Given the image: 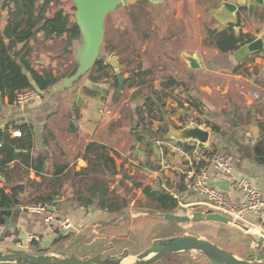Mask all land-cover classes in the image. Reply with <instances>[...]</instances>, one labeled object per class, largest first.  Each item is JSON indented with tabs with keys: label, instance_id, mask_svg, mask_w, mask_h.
<instances>
[{
	"label": "crops",
	"instance_id": "0c3cea01",
	"mask_svg": "<svg viewBox=\"0 0 264 264\" xmlns=\"http://www.w3.org/2000/svg\"><path fill=\"white\" fill-rule=\"evenodd\" d=\"M212 1V4L220 2L221 5L208 7L197 0H180L177 5L169 3L171 14L169 21L175 24V21L181 20V13H185L183 14L185 21L183 26H179V34L168 35L169 39L163 40L162 50L161 45H154L153 49L136 52L143 69H151L149 65H155L160 60H163V66L168 69V72L160 74V77L156 75L158 77L154 82L156 89H159L161 78L166 75H173L188 87V91L176 89L173 99L165 100L162 110L163 123L152 121L154 131L158 125L167 126L164 134L154 136L155 146L150 149L157 155L156 167H150L149 161L153 160L150 154L144 151V143L135 142L130 134V128L135 125L138 118L133 112L141 105L143 99L136 94L135 89L118 91L129 95V100L136 107L133 112L123 109L122 106L114 111L105 97L108 88L102 85L108 81L92 83L84 80L80 87L54 92L56 86L75 64V41H72V46L66 51L65 34L61 38L45 41H42V35H39L37 41L31 40L26 46L19 44L13 48L12 52H19L20 55L28 51L26 58L36 71H48L54 77L62 76V79L50 89V92H44L39 101L24 108L9 104L7 97L0 96V130L9 125L11 138H19L21 134L15 137L13 133H22V130L15 126H27L32 144L31 149L21 150L26 156V165L17 160L5 169H0V187L7 193H10L12 188L22 189L18 195L20 202L18 206L0 210V244L10 249L11 253L67 256L74 250L79 251L82 248L85 250L87 246L98 248L103 247L105 241L113 245L124 239L120 233L116 234L112 227L118 224H111L110 220H105L104 212L95 207L83 208L73 199L75 192L83 194L82 188H76L96 181L102 183L91 174L104 175L103 169L94 172L91 168H100L98 164H102L101 167L105 169V165L98 162L88 164L85 155L95 159L98 152L88 155L85 152L86 147L91 143L105 145L109 156L115 161L117 157L114 151L118 154L119 152L113 145L121 147L119 142L123 137L127 138L128 145L122 152L124 154L134 152L135 161H131L130 157L127 160L136 168L144 170L143 173L150 179L147 185L152 190L173 194L178 199L179 209L201 208L213 211L204 204L207 202L204 194L186 190L182 184L185 172L197 171L203 167L207 171L208 184L226 192L232 203L240 204L243 201L241 193L232 188V183L240 178L248 180L259 196L264 198V100L252 98L254 92H261L264 89V34H262L264 0ZM224 2L233 5L234 9L224 8L222 6ZM148 4L156 5L149 1ZM159 5L163 8L165 2ZM176 9L178 12L173 14ZM238 21L240 23L233 27V32L236 35L239 33L248 35L253 39L252 42L261 40V49L250 51L249 45L252 43L250 42L230 54H220L213 47L203 46L206 27L221 31ZM175 25H172L173 29L176 28ZM0 26L3 27L4 24L1 23ZM4 42L7 44L9 41L4 39ZM191 43L194 44L193 48L189 47ZM182 55L194 58L199 68L191 69ZM177 59L180 68L173 70V63ZM189 95H192L190 100ZM117 100L118 98L115 99ZM192 104L197 107L194 109ZM186 118L191 120L187 121ZM194 120L200 121L198 125L202 128H209L207 123H210L216 125L220 131L218 133L210 131L208 143L197 157L193 156L194 142L180 143L167 136L170 126L181 128L194 123ZM185 144L194 146V149L188 152ZM216 154L231 156L233 164L229 175L219 173L211 165L210 160ZM60 171L62 172L59 173ZM107 183L108 181L102 184L107 185L110 192L119 195L117 180H114L110 187ZM58 188H66L67 192H57ZM133 192L139 200H146L140 189L133 188ZM31 202L45 205L53 216L69 218L73 228L67 232L61 231L54 222L46 223L42 215L28 212L23 206ZM141 217L135 215L133 219L130 218V222L133 224L138 220L137 227L144 222L146 224L155 222L168 227L164 220L152 217L140 219ZM260 221L258 216L247 214L242 223L248 228L247 232L232 227L252 240L250 250L254 253L260 249L261 243L264 244V224ZM190 224L193 225V223L187 225ZM172 229L175 232V228L170 226L167 228L168 231L151 236H146L143 230H140L142 246L146 247L158 239L174 236L200 237L191 232L170 234ZM27 234L37 236L39 241L25 243ZM254 237H259L260 241L256 242ZM18 244L21 246L17 247ZM38 247L39 249L35 251ZM225 249L234 256L247 260L243 254H247L248 250L237 255L229 248ZM136 254L130 252L129 255L131 257ZM130 261L125 260V263ZM157 264L217 263L199 252L191 251L171 254Z\"/></svg>",
	"mask_w": 264,
	"mask_h": 264
},
{
	"label": "trees",
	"instance_id": "16d2710c",
	"mask_svg": "<svg viewBox=\"0 0 264 264\" xmlns=\"http://www.w3.org/2000/svg\"><path fill=\"white\" fill-rule=\"evenodd\" d=\"M60 1L44 0L41 5L36 6L37 0H0V22L4 20V26H0V96L7 97L9 104H13L14 96L17 92L32 90V82L41 91L48 93L62 79V76L54 77L48 71H36L26 58L28 51L23 55H20L19 52H12L13 48L19 44L26 46L31 40L37 41L39 35H42L41 39L45 41L61 38L65 34L66 51L68 47L72 46V41H75V43L79 41V29L72 16L70 17V14L61 6ZM197 2L208 7H218L220 4V2L212 4V0H197ZM147 4V0H136L133 4L123 7L128 12L132 10V13H136V17L131 22L136 31H143L147 16L142 12ZM50 6L57 8L52 12ZM71 9L74 11V6ZM4 11H6V16L2 18V12ZM239 23L238 21L236 24H230L221 31L216 28L206 27L203 46L213 47L220 54H230L239 47L252 42L253 39L248 35L242 33L236 35L233 32V27L238 26ZM141 37L142 42L149 38L145 32H141ZM4 39L9 42L6 44ZM106 45V52L112 53L114 48L108 46V44ZM115 56L120 68V74L124 76L121 90L135 89L137 91L136 94L143 98L141 105L135 111L138 118L135 125L130 128V134L135 142L145 144L147 142L146 137L153 139L155 135H161L166 132V124H162L163 126L158 125L154 131L152 123V121L164 122L162 110L165 106V100L168 98L173 99V93L176 89L180 88L182 91H188V87L173 75H166L161 78L159 89H156L154 82L158 80V77L152 68L143 69L141 63L130 67V63H128V66L123 70L124 59L119 54L115 53ZM127 61H129V57ZM117 79L113 67L107 64L104 56H100L95 61L87 75V80L92 83L108 81L112 82L113 87L116 89L118 88ZM88 93L92 94V92ZM179 104L182 105L181 102ZM192 105L194 109L197 107L195 104ZM190 107L192 106L190 105ZM180 120L185 124L182 118ZM194 123L198 124L200 121L194 120ZM207 126L214 133L220 132L214 124L207 123ZM15 128L22 130L19 138H11L9 125L0 130V169L2 170L17 160H21L25 165L27 164L26 156L22 154L21 150L31 149V134L27 126L17 125ZM185 147L188 152L194 149V146L187 144H185ZM15 150L20 151L16 152ZM85 152L88 155L98 152L95 159L85 155L88 164H93L94 162L103 163L105 166L115 164L114 158L109 156L108 148L105 145L91 143L86 147ZM114 155L116 157L119 156L115 151ZM128 179L131 182V189H140L143 192L146 200L145 203H139V205L145 212L174 213L179 209L178 199L173 194L152 190L149 185L145 184V178H142V180H137L135 177ZM21 191L22 189L12 188L10 193H7L3 187H0V210H8L18 206L20 204L18 195ZM73 199L81 207H95L104 212L106 216H116L125 211L128 206V202L124 204L123 199L115 192H110L107 185L97 181L92 182L89 188L83 189V194L75 192ZM110 223L115 224L114 221ZM253 258H248L247 260Z\"/></svg>",
	"mask_w": 264,
	"mask_h": 264
},
{
	"label": "rangeland",
	"instance_id": "374dc122",
	"mask_svg": "<svg viewBox=\"0 0 264 264\" xmlns=\"http://www.w3.org/2000/svg\"><path fill=\"white\" fill-rule=\"evenodd\" d=\"M164 2H165V5L163 8L159 7L160 6L159 4H156V5L147 4L146 5V7L144 8L142 12L144 15L147 16V21L145 19V25L143 27V31H140V30L136 31V29H134V25L131 22L136 17V13H132L133 12L132 10L128 12L125 9L120 8L112 13H107L105 22H104V35L102 39V46L99 51L100 53L99 56H104L105 59L107 60L110 58L111 55L115 56V53L119 54L121 58L124 59V63L122 64L123 70H124L128 66V63H130V67H134L138 63H141L136 52L139 51L140 53L144 49H153L154 45H161L160 50H162L163 40L169 39L168 35L179 34L180 32L179 26H183V23L185 21V16L183 15L185 13H181L182 17L180 21L178 20L175 21L176 25L174 24V22L169 21V17L171 16V14L169 11L170 9L168 8V4L170 3L171 5L172 4L177 5L180 2V0H165ZM60 4L64 8V10H66V12L70 14V17L72 16V18L74 19V16H73L74 11H72L71 9V7H73V0H61ZM183 6H185V2L183 3ZM56 8L54 6L51 7V11L54 12ZM182 10H183V7H182ZM176 12H178L177 9L174 10L173 14ZM4 16H6V11L2 12V18H5ZM1 23L3 25L4 20L1 21L0 24ZM172 25H175L176 28L173 29ZM146 27H147V30H146ZM170 28L172 29V31H170ZM141 32L147 33L149 36V39L147 40L145 39L142 42ZM78 42L75 43V46L78 44ZM106 44L114 48V51L112 53L106 52L105 50V47L107 48ZM189 47L193 48L194 44L191 43ZM128 57H129V61H127ZM163 64H164L163 60H160L159 62H157V64L151 65V66L149 65V67H151L155 71L156 75L159 76L160 74H165L166 72H168V69L164 67ZM173 64H174L172 66L173 70H177L180 68L179 59H177L176 62ZM126 77H128V75H126ZM182 77L183 76H181V78ZM84 80H87V76L81 81L78 87L81 86ZM102 85H104L105 88H108V92L105 93V97L106 99L109 100V103L115 112L118 110V108H120V106H122L123 109L133 112L134 108L136 107H135V104L129 100V95H126L125 93L121 94L120 92H118V90L115 87H113L112 82H105V83H102ZM191 97L192 95H189L188 100H190ZM116 98H118L117 101H115ZM107 109L109 108L107 107ZM135 110L133 112L134 115H135ZM133 114L130 113V115H133ZM186 119L187 121L191 120L190 118H186ZM127 145H128V142H127L126 137H123V140L122 139L120 140L119 146L121 147H117V145H113V147L116 148V150H118L120 154V157L118 156L114 162L115 165H110L109 168H106L105 166V169H104L101 167L103 166L102 164H98L100 165V168L98 167L97 169L91 168L94 172L99 171L98 169H103L102 172H104V175H94V174H91V175L94 176L96 180L102 181V183H105L108 181L109 187L112 186L111 183H113L114 180H117L119 184L118 185L119 196L123 199L124 204L128 202L127 209L123 211L122 213L116 215V217L104 215L106 216V218L104 217L105 220L114 221L115 224H118V225H113L112 227L115 229L116 234L120 233V235L124 237V239H122L120 242L114 243L113 245L108 244L105 241V243L103 244V247L105 249L112 251V254H115V255L122 254L124 250H126L128 254H130V252H132L133 254H136V253L139 254L140 252L144 251L148 246H150V244L152 243L151 242L146 247L142 246V241L140 239V235H141L140 230H143L146 236H151L158 232H162V231L166 232L168 231L167 228L172 226V228H175V232H173L174 230L172 229V231H170L171 232L170 234L172 233H182L183 234V233L191 232V233H194V235H197V236L200 235L199 238H204L214 243L215 245L219 246L222 249L229 248L230 251H232L233 253L237 255L243 254L244 252H247L248 250L247 254H243L246 259L254 257L256 252L257 253L259 252L257 250L254 253L253 250H250V245L253 242L245 234L239 233L238 231H235V229H233L232 227L221 224V223L201 222L198 224L193 223V225L192 224L187 225L188 223H183L182 225L179 223L170 224V223L165 222L168 227H163L162 225H159L158 223H155V222L147 223V224L144 222V223H141V225L139 224L137 227L136 225V223H138V220H137V221H134V223L132 224L130 220L133 219V216L135 215L142 216L140 219L150 218V217L155 218L157 220H163V219H161L157 215L161 212L151 211L155 213L154 215H152L149 211L145 212L144 209L139 205V203H145V200L143 201L139 200L137 198V195L133 192V189L132 190L130 189L131 182L128 178L135 177L137 180L138 179L142 180V178L143 179L145 178L146 179L145 184L150 183L149 181L150 179L143 173L144 170H142L141 168H136V166L132 162L127 160V158L130 157L131 161H135L133 160L134 152H132L131 154H127V153L124 154L122 152V150L126 148ZM144 145H145L143 146L144 151H146L148 155L150 154L153 160V161H149L151 163L150 167L158 166L156 165L158 164V161L156 158L157 155H154V153L150 150L152 146H155V141L151 137H148L147 142ZM136 156L138 157V153ZM142 158L143 157H141V160H143ZM89 184L87 183L86 186H80L76 189H81V188L87 189L89 188ZM57 192L65 193L67 192V189L58 188ZM35 204H38V203L31 202L29 204H26L23 207L28 208ZM190 211L191 210H189L188 208L187 209L180 208V209H177L173 214H177V215L187 214L188 215ZM130 214H132V216H130ZM125 216H127L128 218L123 220ZM108 217L110 218L107 219ZM127 238H129V240ZM92 249L93 247H89V246L85 247V250L87 251H91ZM0 252L11 253V250L6 248L4 245L0 244ZM72 253H74L76 256L80 255L78 251L76 250H74V252Z\"/></svg>",
	"mask_w": 264,
	"mask_h": 264
},
{
	"label": "water",
	"instance_id": "95a60500",
	"mask_svg": "<svg viewBox=\"0 0 264 264\" xmlns=\"http://www.w3.org/2000/svg\"><path fill=\"white\" fill-rule=\"evenodd\" d=\"M44 0H37L36 6L42 4ZM136 0H73L75 8L73 16L74 21L79 29L80 39L75 46L74 57L75 64L73 69L59 83L54 92L67 91L78 87L81 81L88 75L95 61L100 57V48L104 35V22L107 13H112L120 8L133 4ZM154 4H163L164 0H147ZM221 5V4H220ZM224 8L234 9V6L228 3H222ZM262 48L261 40H256L249 45V50H259ZM182 58L191 69H198L197 61L186 55ZM107 64L113 67L117 75L118 91L122 89L124 76L120 74L117 58L111 55L106 60ZM118 66V67H117ZM32 87L41 95V91L34 82ZM210 128H202L197 123H192L182 128L170 127L167 131L168 138L180 142H194L195 150L193 156L197 155L204 149L208 143ZM154 215V212H150ZM158 217L167 223H199L214 222L231 226L242 232H247L248 228L242 224L233 222L231 219L214 212L212 210H202L194 208L185 215L173 213H159ZM125 216L123 218L127 219ZM261 222V221H260ZM264 224V223H262ZM256 242L260 241L259 237H254ZM39 249L36 248L35 251ZM199 252L217 264H264V244L261 243L258 253L253 259L245 260L234 256L231 252L220 248L214 243L193 235L174 236L166 239H158L150 244L144 251L131 256L126 250L120 255L112 254V251L104 247L94 248L91 251L79 250V256L70 253L64 255H41L27 252L3 253L0 252V264H157L171 254L180 252ZM263 260H258V258ZM125 260L130 262L125 263Z\"/></svg>",
	"mask_w": 264,
	"mask_h": 264
},
{
	"label": "built area",
	"instance_id": "2783aa9c",
	"mask_svg": "<svg viewBox=\"0 0 264 264\" xmlns=\"http://www.w3.org/2000/svg\"><path fill=\"white\" fill-rule=\"evenodd\" d=\"M262 34H264V29L262 30ZM252 98L255 100H264V89L261 92H254ZM40 99L41 94L34 89L21 91L15 94L13 105L24 108L28 104L39 101ZM19 135L20 132L13 133L15 137ZM210 163L221 174L229 175L232 172L233 163L229 155L221 156L216 154L211 158ZM182 184L186 190L204 194L207 199V202L204 203L206 206L213 209L214 212L231 219L233 222L242 224L245 215L253 214L258 216L261 222L264 223V198H261L253 185L244 178H240L232 183V188L242 195L243 201L240 204L232 203L226 192L220 191L208 184L205 167L197 171L189 170L185 172ZM24 209L28 212L42 215L46 223L54 222L61 231L67 232L73 228V223L69 218L53 216L43 204H35ZM38 241V237L33 234H27L25 237V243L28 244ZM20 246V244L17 245V247Z\"/></svg>",
	"mask_w": 264,
	"mask_h": 264
}]
</instances>
